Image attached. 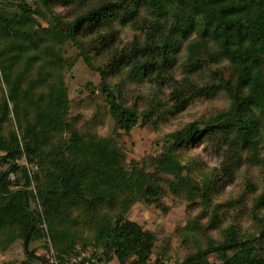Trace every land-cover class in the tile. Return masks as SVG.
Masks as SVG:
<instances>
[{
  "label": "trees",
  "instance_id": "16d2710c",
  "mask_svg": "<svg viewBox=\"0 0 264 264\" xmlns=\"http://www.w3.org/2000/svg\"><path fill=\"white\" fill-rule=\"evenodd\" d=\"M78 59L101 79L91 118L72 114ZM147 126L163 150L128 163ZM0 152V252L21 245L17 264H170L129 217L167 199L190 213L180 264H264V0H0Z\"/></svg>",
  "mask_w": 264,
  "mask_h": 264
},
{
  "label": "rangeland",
  "instance_id": "374dc122",
  "mask_svg": "<svg viewBox=\"0 0 264 264\" xmlns=\"http://www.w3.org/2000/svg\"><path fill=\"white\" fill-rule=\"evenodd\" d=\"M128 37H132V33L126 31ZM100 76L93 74L85 65L82 59H78L76 66L70 76L68 82L70 86V96L74 98L72 114L83 113L87 118H91L96 110L97 103H103V98L100 94L92 96L91 90L87 88V84L92 82L94 85H98L100 82ZM145 90V87L143 88ZM227 104L225 97H221L213 103L209 104L212 106H223ZM201 107L196 106L190 108L181 117L174 120L172 123L164 127V131L168 132L176 129L183 124L193 120L197 115L201 113ZM105 128H100V132H103ZM128 159L130 163L132 160L142 161L150 155H154L163 150L162 146L158 144L160 141V135L155 132L150 126L138 127L134 130L132 136L125 137ZM2 153L0 152V155ZM210 161V158H206ZM7 166H0V170L6 169ZM258 170H253L254 176L258 175ZM14 178V175H11ZM232 190L230 187L228 190ZM166 206L168 211H164L159 207L148 206L145 203H137L129 213V217L132 220L138 221L144 228L153 230L159 234V243L157 251L169 247L168 250V261L170 264H180L191 248L184 244L181 232L187 225L190 219V213L188 212L187 204L174 205V203L167 199ZM264 216V210L262 211ZM254 228L244 226L243 232L245 234H252ZM37 245V244H36ZM40 245V244H38ZM38 255H46L44 249L38 251ZM157 257L154 255L153 259ZM25 258L24 252L21 245H15L7 252H0V264H17ZM212 259L215 258L211 256ZM111 264H119L118 261H113Z\"/></svg>",
  "mask_w": 264,
  "mask_h": 264
},
{
  "label": "built area",
  "instance_id": "2783aa9c",
  "mask_svg": "<svg viewBox=\"0 0 264 264\" xmlns=\"http://www.w3.org/2000/svg\"><path fill=\"white\" fill-rule=\"evenodd\" d=\"M48 257V264H100L98 258L94 257L93 254L89 252H84L81 255L71 257L69 260H59L51 255Z\"/></svg>",
  "mask_w": 264,
  "mask_h": 264
}]
</instances>
